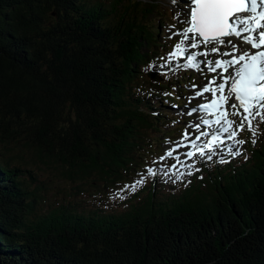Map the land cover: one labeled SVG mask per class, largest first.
Instances as JSON below:
<instances>
[{"label": "trees", "instance_id": "16d2710c", "mask_svg": "<svg viewBox=\"0 0 264 264\" xmlns=\"http://www.w3.org/2000/svg\"><path fill=\"white\" fill-rule=\"evenodd\" d=\"M157 4L0 0V264H264V123L233 162L109 199L137 176L148 135L171 130L163 93L180 100L192 79L147 71L171 46ZM20 144L66 166L74 189L105 190L43 213L42 166L12 154Z\"/></svg>", "mask_w": 264, "mask_h": 264}, {"label": "snow or ice", "instance_id": "6c2138e0", "mask_svg": "<svg viewBox=\"0 0 264 264\" xmlns=\"http://www.w3.org/2000/svg\"><path fill=\"white\" fill-rule=\"evenodd\" d=\"M172 2L176 4L179 0ZM185 3L186 9H179L174 17L181 28L176 32H171L176 25L169 28V39H182L166 58H158L165 61L158 67L166 70L165 75L189 69L212 74L210 79L204 77L207 82L202 88L195 84L187 86L190 91L195 90L188 104L197 98L205 102L191 108L185 105L181 113L205 115L199 122L186 124L182 138L174 144L168 141L172 146L153 160L152 165L163 164L169 158L183 163L180 155H173L181 148L187 149L183 155L191 161H212L220 155V162L227 163L223 154L232 157L242 154L246 141L237 139L239 133L247 128L255 144L259 124L264 123V0H185ZM232 38L242 40L250 48L239 47ZM180 57L184 58L183 62L179 61ZM173 90H177L176 86ZM231 117H238L239 122ZM225 139L230 143L225 145ZM184 166L199 171L194 163ZM175 167V164L147 166L144 173H138V178L125 184L114 198L126 199L125 193L142 187L147 177L169 176V169ZM184 174L178 179H183ZM186 174L192 175V171Z\"/></svg>", "mask_w": 264, "mask_h": 264}, {"label": "rangeland", "instance_id": "374dc122", "mask_svg": "<svg viewBox=\"0 0 264 264\" xmlns=\"http://www.w3.org/2000/svg\"><path fill=\"white\" fill-rule=\"evenodd\" d=\"M140 1H142V0H140ZM158 1H160V3H161V5L157 4V5H159V7L157 8V11L161 12V15H160L161 20L158 22V24L161 26V27H159V29L162 32L164 31V35H165L164 37L169 40L168 42H170V44H171V46L169 48L172 49L174 47V44L178 43L179 39H181L182 37H176V38L173 37L172 39H169V36L171 35L169 28L172 25H176V26L180 25L177 23V20L174 19V17L176 16V13L179 9H186V3H185V0H179V2L176 4H174L172 2V0H157V2ZM168 15H170V17H167ZM160 22H161V24H160ZM166 28H167V31H166ZM175 30L176 29H173V28L171 29V31H175ZM172 41H174V44H172ZM243 45H244V43L240 44V46H243ZM148 68H150V65L148 66ZM193 82H195V79L193 80ZM185 98L188 99L189 96H186ZM173 105H174V103H173ZM183 110H184V108L177 109V108L173 107V111L177 112V116L186 118L187 115L181 114L183 112ZM170 131H169V133L167 132V140L164 141L162 147H160L161 150H159V151H155L156 150L155 149L154 151L151 152L150 148L155 145L156 140H157V143L159 144V142L161 141V138L156 133H152V134L148 135L147 145L143 146L144 152H141V154L143 153L144 156H146L145 157L146 161H143V162L140 161L141 168L139 170H141V171L139 173H144L146 167L150 166V165L152 166V161L156 157H158V155L161 152L163 153L164 151H166V149H168L170 146H172L168 143V141H171V140L178 141L180 139L177 135L175 136L174 139H171L170 136L173 133H170ZM250 135H252V134H250ZM245 139H246V137H244V140ZM151 144H152V146H151ZM3 150H5V149H3ZM150 152H151V154H150ZM11 153L23 156L22 158H24L27 163L28 162L34 163V164L38 163L39 165L42 166V172H39V173L43 177L42 181H44L43 179H45L46 189H48V191L46 192V198H44L45 203L42 204V207L44 209L43 213H46V211H49V209H48L49 205H57V204L59 205V203L63 199L69 200L70 198H73V199L77 198L79 200H87V201L98 200V196L100 195L99 193L104 191L106 188V186L102 184V185H100L99 188L95 185H93L91 187L86 185L84 187H81L80 191H78L77 189H74L73 186H75V185H73V184L63 180L61 177H59L61 175L62 167L65 168L66 166L57 162L55 160V158L50 157L49 154H45V152H44V155L42 154L44 157L43 160L39 159L37 157V155H35V154H37V150L33 149L29 145H27L25 147L24 145L20 144ZM150 155H152V158ZM225 155H227V154L225 153ZM37 159L40 161H46V165H42L41 164L42 162H39ZM129 167L131 169L134 168L133 165H129ZM149 177H147V178L149 179ZM137 178H138V176L133 175V176H130L129 179L122 180L121 182L116 183V185L108 187L107 193H109L110 195L111 194L114 195V193H117L121 188H123V186L125 184H131ZM174 180L175 181H177V180L183 181V180H185V178L183 177V179H178V177H174ZM173 183L175 184V182H173ZM165 185L168 186L169 185L168 182H166ZM144 187H145L144 184L142 187L137 186V190L144 188ZM79 192H82V193L79 194L78 196H76V194H78ZM129 192H132V191H129ZM42 193L44 194V191ZM87 206H88V208H91L93 205L92 206L87 205Z\"/></svg>", "mask_w": 264, "mask_h": 264}, {"label": "bare ground", "instance_id": "6f19581e", "mask_svg": "<svg viewBox=\"0 0 264 264\" xmlns=\"http://www.w3.org/2000/svg\"><path fill=\"white\" fill-rule=\"evenodd\" d=\"M160 24H161V23H160ZM134 91H135V90H134ZM137 94H138V93H137ZM142 94H143V93H142ZM159 101H160V100H159ZM157 103H158V101H157ZM156 108H158V107H156ZM158 109H159V108H158ZM166 113H167V112H166ZM169 114H170V113H169ZM166 117H168V116H166ZM171 142L174 144L176 141H175V140H171ZM186 150H187V149H183V148H181V149L178 150V151H179L178 153L182 155L183 152L186 151ZM174 185H175V184H174ZM172 186H173V185H172ZM173 192H174V191H173ZM175 194H176V193H175ZM103 202L105 203V201H103ZM107 202H108V201H107ZM104 203H103V204H104ZM98 205H99V203H98ZM105 205L107 206L108 204H105ZM105 205H104V206H105ZM76 206H77V204H76ZM109 206H110V205H109ZM110 207L112 208L113 205L110 206ZM99 208H100V207H99ZM102 209L104 210V208H102ZM102 209H101V210H102ZM105 210H106V209H105ZM111 210H113V209H111ZM49 216H50V215H49Z\"/></svg>", "mask_w": 264, "mask_h": 264}]
</instances>
